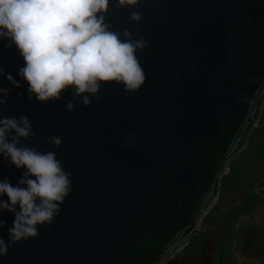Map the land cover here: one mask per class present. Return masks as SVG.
Returning a JSON list of instances; mask_svg holds the SVG:
<instances>
[{
    "label": "water",
    "instance_id": "1",
    "mask_svg": "<svg viewBox=\"0 0 264 264\" xmlns=\"http://www.w3.org/2000/svg\"><path fill=\"white\" fill-rule=\"evenodd\" d=\"M116 2L105 14L110 30L147 42L136 52L146 74L136 92L109 82L99 100L89 94L88 106L73 99L72 88L59 100L29 99L19 75L24 60L0 37V68L21 84L0 76V87L11 89L0 116L29 117L35 136L18 146L55 152L72 189L53 223L12 244L0 264H163L197 230L256 123L264 101V0ZM133 12L142 18L133 21ZM50 136L62 138L59 147ZM25 170L0 155V180L15 186ZM0 219L7 243L14 214L4 210Z\"/></svg>",
    "mask_w": 264,
    "mask_h": 264
},
{
    "label": "clouds",
    "instance_id": "2",
    "mask_svg": "<svg viewBox=\"0 0 264 264\" xmlns=\"http://www.w3.org/2000/svg\"><path fill=\"white\" fill-rule=\"evenodd\" d=\"M137 2L117 0L115 6ZM109 4L110 0H0V37L15 44L24 60L19 75L27 82L29 99L59 100L62 92L72 88L73 99L88 106L89 94L99 100L97 94L103 83H121L130 92L139 90L146 74L136 52L146 48L147 42L143 38L121 39L119 32L110 30L105 17ZM141 18V13H131L133 21ZM124 36L131 33L125 29ZM0 76L21 87L3 68ZM10 91L0 87V106L7 103ZM74 107L72 101L65 105L68 111ZM12 132L15 135L9 140ZM34 136L27 115L19 119L0 116V155L16 168L26 169L15 186L7 178L0 180V196H7V200L0 199V212L14 214L9 242L0 236V256L6 255L12 244L36 238L38 225H51L72 190L71 173L64 170L55 152L18 146L20 138ZM48 142L59 147L62 138L50 136ZM5 224L0 219V229Z\"/></svg>",
    "mask_w": 264,
    "mask_h": 264
},
{
    "label": "flooded vegetation",
    "instance_id": "3",
    "mask_svg": "<svg viewBox=\"0 0 264 264\" xmlns=\"http://www.w3.org/2000/svg\"><path fill=\"white\" fill-rule=\"evenodd\" d=\"M163 264H264V101L216 200Z\"/></svg>",
    "mask_w": 264,
    "mask_h": 264
}]
</instances>
